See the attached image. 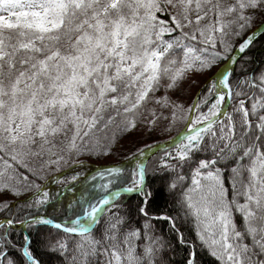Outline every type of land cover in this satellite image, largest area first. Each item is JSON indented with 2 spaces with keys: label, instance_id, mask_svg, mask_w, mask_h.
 <instances>
[{
  "label": "snow or ice",
  "instance_id": "snow-or-ice-1",
  "mask_svg": "<svg viewBox=\"0 0 264 264\" xmlns=\"http://www.w3.org/2000/svg\"><path fill=\"white\" fill-rule=\"evenodd\" d=\"M204 255L264 264V0H0V264Z\"/></svg>",
  "mask_w": 264,
  "mask_h": 264
},
{
  "label": "trees",
  "instance_id": "trees-1",
  "mask_svg": "<svg viewBox=\"0 0 264 264\" xmlns=\"http://www.w3.org/2000/svg\"><path fill=\"white\" fill-rule=\"evenodd\" d=\"M221 63H223V61ZM193 91H194V89H193ZM169 134L173 135L174 132L169 133ZM156 138L162 139L163 137H156ZM151 139H152V137L141 136L140 133H135L132 136H125L120 141V143L117 145V148L114 149L113 154H111V155H108L106 157H100V158H96L95 156H93V157H81V159L85 160L86 167H88V168H94V167H100L102 165H108V164L120 161L124 156H126L128 154V152L135 151V148L139 146L137 141L143 140L144 142H150ZM121 145H122V147H121ZM150 183H151V186L153 187V189L155 190L159 187L160 182L157 179V180L150 181ZM136 199H137L136 196H132L131 202L134 203ZM166 200H168L170 202V198L167 197L166 194L160 192V193H157V199H156V201H154V204L159 205L160 208H164ZM164 227L166 228L167 225L165 224ZM182 230L189 237L193 236V233L191 232L189 226H187V225L182 226ZM182 256H183L182 253L177 255V258H176L177 262H179L182 259ZM45 259L47 260L48 257H45ZM202 262H203V264H212L211 260L206 255L202 256Z\"/></svg>",
  "mask_w": 264,
  "mask_h": 264
},
{
  "label": "water",
  "instance_id": "water-1",
  "mask_svg": "<svg viewBox=\"0 0 264 264\" xmlns=\"http://www.w3.org/2000/svg\"><path fill=\"white\" fill-rule=\"evenodd\" d=\"M102 166H106V165H102Z\"/></svg>",
  "mask_w": 264,
  "mask_h": 264
}]
</instances>
